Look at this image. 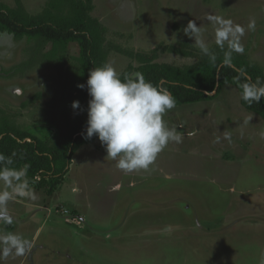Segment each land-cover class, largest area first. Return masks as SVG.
<instances>
[{
	"label": "rangeland",
	"instance_id": "obj_1",
	"mask_svg": "<svg viewBox=\"0 0 264 264\" xmlns=\"http://www.w3.org/2000/svg\"><path fill=\"white\" fill-rule=\"evenodd\" d=\"M46 1L21 0L30 14L39 13ZM92 2L91 15L107 28L108 42L135 51L158 48V61L180 67L200 60L167 50L198 49L183 32L189 20L202 27L210 47L215 29L208 14L245 27L255 19V31L246 30L241 43L264 71V0ZM48 48L0 31V119L53 143L76 118L87 119L72 102L88 107V101L74 95L49 103L61 89L57 63L43 57ZM77 55V43L70 42L62 73L74 69ZM107 61L119 73L129 62L136 65L115 50ZM164 119L183 141L170 142L149 170L121 171L97 137L74 152L51 195L33 187L37 201H11L15 222L0 225V231L22 234L33 247L0 264H262L264 119L240 103L231 84L213 99L176 105ZM168 227L171 231L163 232Z\"/></svg>",
	"mask_w": 264,
	"mask_h": 264
},
{
	"label": "trees",
	"instance_id": "obj_2",
	"mask_svg": "<svg viewBox=\"0 0 264 264\" xmlns=\"http://www.w3.org/2000/svg\"><path fill=\"white\" fill-rule=\"evenodd\" d=\"M14 6L0 2V31L11 34L15 40L26 37L40 46L49 48L43 52L45 60L57 63L59 68L60 93L54 94L50 104L58 97L75 98L79 95L89 101L87 79L89 71L100 67L107 61L109 50H115L131 60L120 72L121 78L141 73L145 79L167 88L175 97L176 105L213 99L226 84H231L240 93V103L248 110L264 119V98L259 103H246L241 99L242 85L258 79L264 83V71L246 54L233 53L231 67L222 65L223 52L216 47L210 48L217 53L216 65L209 63L200 50H187L175 46L168 47L169 52L186 56L199 55L200 60L185 67L158 61V48L149 51H135L106 40L107 28L91 15L92 0H47L42 10L30 14L21 0H14ZM70 42L78 45L74 69L62 73L60 66ZM60 63V64H59ZM67 72V73H66ZM85 84V88L77 87ZM71 88V89H70ZM215 91L213 94L210 92ZM38 94H34L35 98ZM87 113L86 104H80ZM87 119L76 118L59 142L48 143L46 140L16 128L6 118L0 119V153L11 156L14 166L28 165L27 178L32 187L43 189L51 195L63 182L72 155L83 144L93 142L97 137L85 139Z\"/></svg>",
	"mask_w": 264,
	"mask_h": 264
},
{
	"label": "clouds",
	"instance_id": "obj_3",
	"mask_svg": "<svg viewBox=\"0 0 264 264\" xmlns=\"http://www.w3.org/2000/svg\"><path fill=\"white\" fill-rule=\"evenodd\" d=\"M205 19L215 29V45L223 52L222 65L231 67L233 53L245 51L241 40L246 30L255 31V19H249L246 27L213 14H208ZM183 32L194 41L209 63L216 65L217 53L209 47L204 30L196 20H189ZM77 87L84 89L85 84ZM242 89L241 99L248 104L259 103L264 98V83L259 79L244 83ZM87 92L91 98L84 138L98 137L106 157L115 161L121 171H147L170 142L182 143L183 135L175 127H169L164 119L165 114L176 107L175 97L167 88L145 79L143 74L135 73L122 79L114 62L106 61L89 71ZM79 107V101L72 102L73 109ZM225 139L230 140V136L225 134ZM28 167L17 168L11 156L0 153V225L15 222L9 211L11 201L28 199L35 202L39 199L27 178ZM170 231L171 227L163 230L165 233ZM32 247L33 241L22 234L0 231V260L10 256L23 257Z\"/></svg>",
	"mask_w": 264,
	"mask_h": 264
},
{
	"label": "water",
	"instance_id": "obj_4",
	"mask_svg": "<svg viewBox=\"0 0 264 264\" xmlns=\"http://www.w3.org/2000/svg\"><path fill=\"white\" fill-rule=\"evenodd\" d=\"M215 91L210 92V94H213Z\"/></svg>",
	"mask_w": 264,
	"mask_h": 264
}]
</instances>
